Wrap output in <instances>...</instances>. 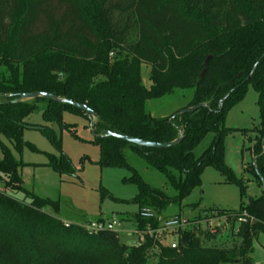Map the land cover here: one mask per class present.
<instances>
[{
	"label": "trees",
	"instance_id": "trees-1",
	"mask_svg": "<svg viewBox=\"0 0 264 264\" xmlns=\"http://www.w3.org/2000/svg\"><path fill=\"white\" fill-rule=\"evenodd\" d=\"M263 53L264 0H0V66L9 72L7 78L0 76V137L16 152L25 144L39 152L22 136L24 129L41 131L59 151L58 157L47 154L46 165L70 175L71 164L55 132L27 119L40 112L44 122L72 131L63 114L84 116L99 147L100 165L129 169L132 175L124 182L136 186L132 201L138 210L163 214L200 186L206 167L235 181L224 164L223 137L230 131L225 117L249 84L262 109ZM143 63L149 65V89L141 82ZM185 89H192L191 100L170 116L155 118L145 110L147 100ZM36 91L84 104L96 117L42 97L12 102L20 93ZM198 104L197 110L179 113ZM261 130L251 147L257 181V173L264 179V126ZM106 131L160 143L181 139L172 147L147 148L104 136ZM0 149L5 187L0 191V264H148L150 256L157 258L155 264H253L252 244L264 234L263 192L235 210L205 211H215L231 224L246 213L238 223V247L203 246L199 228L184 231L178 249L160 247L149 254L150 240L134 247L121 243L116 232L89 233L64 223L57 216L58 201L26 190L17 171L21 161L1 140ZM127 150L176 194L169 197L146 183ZM14 189L25 198H17ZM239 190L241 197V184ZM105 197L114 199L102 190L101 199ZM133 217L145 225L137 213ZM215 236L208 230L203 234L207 240Z\"/></svg>",
	"mask_w": 264,
	"mask_h": 264
},
{
	"label": "rangeland",
	"instance_id": "rangeland-1",
	"mask_svg": "<svg viewBox=\"0 0 264 264\" xmlns=\"http://www.w3.org/2000/svg\"><path fill=\"white\" fill-rule=\"evenodd\" d=\"M110 57L113 55L110 54ZM0 76L9 77V72L3 66H0ZM140 76L144 87L149 89V65L141 64ZM192 93V89L175 90L162 98L147 100L145 110L155 118L168 117L188 104ZM39 106L43 108L41 104ZM27 121L30 125L51 128L55 132L60 140L61 152L68 158L73 174H59L46 165L47 154L58 157L59 151L41 131L24 129L22 136L24 142L32 144L39 152L32 151L26 144L23 145L21 152H16L9 141L0 137L15 159L22 163L17 171L26 190L41 198L58 201V218L78 222L77 225L80 226L99 217L109 219L116 216L125 220L132 219L138 211V206L132 201L137 188L132 183L124 182V179L129 178L132 173L124 167L100 165L99 147L93 143L94 136L86 117L65 112L63 121L72 126V131L61 128L56 123L44 122L40 112L33 113ZM225 126L230 131L223 137L224 164L235 181H230L226 172L222 173L212 167H206L200 176V186L194 188L180 203L168 205L162 215L179 214L186 218L200 219L209 209L235 210L241 204L244 206L250 199L262 194L261 182L257 181L252 173L251 147L255 145L256 138L261 136V129L264 126V101L261 109L257 93L250 84L246 87L244 97L227 112ZM202 149L203 144L196 148V154ZM127 154L130 164L146 183L161 188L169 197L176 194L173 188L165 184L160 174L144 165L129 150ZM239 184L243 186L241 197ZM4 189V183L0 181V191H5ZM102 190H106L117 200L109 197L102 200ZM12 193L19 199L25 198L23 193L15 189ZM43 209L48 213L52 212L50 206H45ZM207 215L210 216L211 213L208 212ZM238 225L237 222L234 224L229 221L224 222L220 227L215 228L216 236L213 240L203 237L206 228L202 225L200 226L202 232L198 236L203 246L234 249L241 242L236 234ZM131 227V222H124L123 230L118 235L121 243L126 245L132 243L133 237L125 233ZM152 251L150 249L149 254L153 253ZM250 256L253 264H264V234H259L254 240ZM156 262L155 256L149 257L148 264Z\"/></svg>",
	"mask_w": 264,
	"mask_h": 264
},
{
	"label": "built area",
	"instance_id": "built-area-1",
	"mask_svg": "<svg viewBox=\"0 0 264 264\" xmlns=\"http://www.w3.org/2000/svg\"><path fill=\"white\" fill-rule=\"evenodd\" d=\"M210 213V216L204 214L200 219H192L179 214L162 215L151 208H142L137 211L139 218L145 221V225L142 227L139 226V221L135 217L125 220L116 216L109 219L90 220L81 226L89 233L112 231L119 235L123 230L124 222L129 221L132 223V227L125 231L128 236L133 237V241L129 246L139 247L150 240L152 242V252H155L160 247L178 249L181 234L187 230L199 229L202 225L206 228L205 230L215 233V228L222 225L227 219L225 216H216L215 211ZM243 217H246V213H242L236 222L240 223Z\"/></svg>",
	"mask_w": 264,
	"mask_h": 264
},
{
	"label": "water",
	"instance_id": "water-1",
	"mask_svg": "<svg viewBox=\"0 0 264 264\" xmlns=\"http://www.w3.org/2000/svg\"><path fill=\"white\" fill-rule=\"evenodd\" d=\"M262 58H264V53L261 55L260 59H262ZM36 97H42V98H46V99H50V100H54V101H59V102L68 104V105H70V106H72V107H74L80 111L85 112L92 119H94L96 117L95 112H93L91 109H89L86 105L74 102L70 99H60L56 95L45 92V91L20 93V94H18L17 98L14 99L12 102L16 103V102H20V101H24V100H31V99H34ZM201 106H202L201 104H198V105H194L193 107L184 108V109L180 110L179 113L183 114V113H186L189 111H194V110H197L198 108H200ZM90 129L92 132V127H90ZM104 136H112L116 139L127 142L129 144H133V145H136L139 147H147V148H168V147H172V146L176 145L181 139V137H178L177 139H175L172 142L160 143V142H152V141L139 139V138H136L133 136L125 135V134H117V133L110 132V131H106ZM255 171H256V169H255ZM257 175L259 177V181L261 182L262 192L264 193V179L258 173H257Z\"/></svg>",
	"mask_w": 264,
	"mask_h": 264
},
{
	"label": "crops",
	"instance_id": "crops-1",
	"mask_svg": "<svg viewBox=\"0 0 264 264\" xmlns=\"http://www.w3.org/2000/svg\"><path fill=\"white\" fill-rule=\"evenodd\" d=\"M99 218H101V217H99ZM63 222H71V223H75V222H72V221H70V220H62ZM75 224H79L78 222L77 223H75Z\"/></svg>",
	"mask_w": 264,
	"mask_h": 264
}]
</instances>
